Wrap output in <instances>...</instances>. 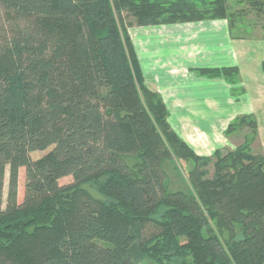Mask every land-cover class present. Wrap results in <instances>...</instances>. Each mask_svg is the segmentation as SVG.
Here are the masks:
<instances>
[{"label": "trees", "instance_id": "1", "mask_svg": "<svg viewBox=\"0 0 264 264\" xmlns=\"http://www.w3.org/2000/svg\"><path fill=\"white\" fill-rule=\"evenodd\" d=\"M0 7L10 25L0 41V264H264L255 114L228 125L229 138L246 131L235 148L197 154L147 84L129 32L227 18L234 37L246 36L242 18L264 16V0H0ZM196 71L235 84L236 96L245 90L237 66ZM177 160L186 161L185 187H173L168 173ZM68 175L73 182L61 185Z\"/></svg>", "mask_w": 264, "mask_h": 264}, {"label": "crops", "instance_id": "2", "mask_svg": "<svg viewBox=\"0 0 264 264\" xmlns=\"http://www.w3.org/2000/svg\"><path fill=\"white\" fill-rule=\"evenodd\" d=\"M129 32L147 84L162 95L171 126L197 154L235 148L225 131L247 113L257 118L264 151L263 36L234 37L227 18L143 25ZM224 66L239 68L236 85L245 89L240 95L226 79L196 71Z\"/></svg>", "mask_w": 264, "mask_h": 264}, {"label": "rangeland", "instance_id": "3", "mask_svg": "<svg viewBox=\"0 0 264 264\" xmlns=\"http://www.w3.org/2000/svg\"><path fill=\"white\" fill-rule=\"evenodd\" d=\"M244 24L243 27L248 26L250 28H247V30L242 31L245 33L246 36H252V35H257V36H263L264 30H263V24H264V16H256L253 14H246L242 18V22ZM139 27V25H134L131 28L135 29ZM10 30V25L6 26L5 22V13L4 10L0 7V41L3 40L4 34H7ZM134 31V30H133ZM150 87V86H149ZM246 131L244 130L243 132H240L239 134H234L232 136L233 141L235 142L234 147L240 143H242L245 140V133ZM260 140L256 139L254 141V148H259V142ZM42 154V153H41ZM41 154H34L33 156H39ZM176 164H178L181 167V172L175 168ZM186 165V161L184 160H177L176 162H171L169 165L168 170H169V175L171 177V183L172 186L177 188V186L185 187L187 185V179L186 175L184 174V169L183 166ZM25 181H26V168L21 167L19 170V184H18V192H19V200L22 201L23 196H24V189H25ZM8 182H9V168L8 172L6 175V180H5V187H4V201H3V206H6V198H7V193H8ZM73 182V176L68 175L65 177H62L59 179V183L61 185L63 184H68ZM150 231V230H149Z\"/></svg>", "mask_w": 264, "mask_h": 264}]
</instances>
